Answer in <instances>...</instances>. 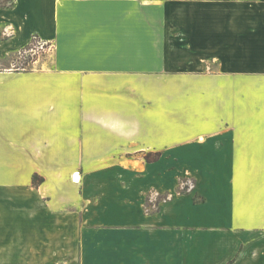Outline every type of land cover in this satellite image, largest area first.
<instances>
[{"label":"crops","instance_id":"obj_1","mask_svg":"<svg viewBox=\"0 0 264 264\" xmlns=\"http://www.w3.org/2000/svg\"><path fill=\"white\" fill-rule=\"evenodd\" d=\"M8 17L22 29L6 53L33 33L50 52L0 70L11 247L66 231L68 215L77 264H264V0H15ZM210 56L215 72L192 63ZM205 114L214 127L177 122ZM130 146L163 159L123 172L114 153ZM189 171L194 190L176 192ZM150 194H167L154 211Z\"/></svg>","mask_w":264,"mask_h":264},{"label":"rangeland","instance_id":"obj_2","mask_svg":"<svg viewBox=\"0 0 264 264\" xmlns=\"http://www.w3.org/2000/svg\"><path fill=\"white\" fill-rule=\"evenodd\" d=\"M15 8V0H0V45H1V54H0V70L2 69H13L16 71L30 69L33 64L35 63V66L38 67L42 63H44V58H47L50 56V52L47 53H41L38 52L37 54L34 53H27L24 55H19V50L23 48H19L15 51H10L8 53L5 52L3 49L7 41L12 37V35H16L20 33V30L22 29V26L16 25L13 22L10 21V17H8L10 11H12ZM226 31L228 30L227 25L225 26ZM31 35H34L31 38V41L29 44L24 47L25 49L33 48L35 45L34 37H37L35 35H38L37 33H33ZM38 38V37H37ZM34 43V45H33ZM232 40L231 37L228 36V45L231 46ZM35 48V47H34ZM24 51V50H23ZM22 51V52H23ZM41 60V61H40ZM197 62L198 64H202L206 66V69L212 73L218 70V59L216 56H210V57H194L192 63ZM37 69V68H36ZM179 102V99L177 100ZM169 106L171 104L168 102V100L162 99V111H166V109H169ZM173 108V107H172ZM208 114H205V119L202 121V116L200 115H189V120H187L186 125L184 122L177 121L178 123L182 122L181 126H186L189 128H208L211 126L210 118H208ZM211 117H215V112H212L210 114ZM208 118V119H207ZM212 120V122H213ZM176 122V123H177ZM177 123V124H178ZM133 146H130V150L128 152L124 153H114V159H117V162H121L122 164H125L128 166V168L123 167L122 171L129 173L136 174L138 169L142 171V165H146L151 162H156L160 160L162 155L164 153H140V152H134L132 151ZM163 159V158H162ZM166 159V156L164 157V160ZM133 169V170H132ZM83 170V169H80ZM188 171V170H187ZM88 173V170L84 169L83 173ZM80 173H77V175ZM162 174V170H160V173ZM85 176V174H82ZM184 175V174H183ZM76 174L73 175L72 181L79 183L75 179ZM181 183H179L178 189L176 192H181L183 194L192 192L193 186H194V178L189 171V173L184 175ZM42 179L40 177H35L34 184L38 185ZM110 189L111 193L108 194V201H111L113 199L117 200L120 203V193L121 188L117 186L116 181L114 180L112 183L107 184ZM104 185H102L103 187ZM96 194V193H94ZM100 194H104V192L98 193L97 192V198L100 199ZM167 194H160V195H152L146 197V200H149L150 209L151 211L156 210L157 205L159 202H162L166 198ZM98 199V200H99ZM34 202V207H37L38 205ZM89 202L86 200L85 204L83 206H88ZM2 211V210H1ZM0 211V214L2 213ZM1 218H3V215H0ZM64 222L62 221V218H59V222L66 223L65 230L66 231H49L48 232V239L41 241L39 243H34V246L32 248H26L24 245L20 247H11L10 243V236L15 232H3L0 234V264H44V263H38L36 261H40V256H46L49 258V263L45 264H77L74 261L73 256L78 257V248L74 247V239L76 238V232L72 231L73 228V222L74 218L72 216H64ZM50 219V226L59 224L58 221H53V217H49ZM1 224V223H0ZM7 222L4 220L2 222V226L6 225ZM3 229V227H2ZM54 229V228H53ZM89 229V228H88ZM83 234H86L89 236V231H82ZM111 238V237H109ZM115 239V237H112ZM30 241V239H29ZM42 243V244H41ZM78 242H76L77 244ZM23 244V243H22ZM31 257V258H30ZM53 257V258H52ZM59 257V259L57 258ZM57 259L55 262H52V260ZM32 260V262H30ZM35 261V262H34Z\"/></svg>","mask_w":264,"mask_h":264},{"label":"built area","instance_id":"obj_3","mask_svg":"<svg viewBox=\"0 0 264 264\" xmlns=\"http://www.w3.org/2000/svg\"><path fill=\"white\" fill-rule=\"evenodd\" d=\"M34 40H35V45L33 48H30V49H25L23 52H19V55H24V54H27V53H34V54H37L38 52H42L44 51L45 49L47 50L49 47L46 46L45 43H43L42 41H40L37 37H34Z\"/></svg>","mask_w":264,"mask_h":264},{"label":"bare ground","instance_id":"obj_4","mask_svg":"<svg viewBox=\"0 0 264 264\" xmlns=\"http://www.w3.org/2000/svg\"><path fill=\"white\" fill-rule=\"evenodd\" d=\"M79 177H80L79 174L78 175L76 174L75 179H76L77 182L80 181V178Z\"/></svg>","mask_w":264,"mask_h":264}]
</instances>
